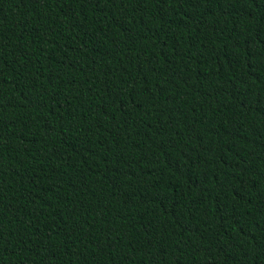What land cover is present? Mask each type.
Masks as SVG:
<instances>
[{
	"label": "trees",
	"instance_id": "obj_1",
	"mask_svg": "<svg viewBox=\"0 0 264 264\" xmlns=\"http://www.w3.org/2000/svg\"><path fill=\"white\" fill-rule=\"evenodd\" d=\"M0 264H264V0H0Z\"/></svg>",
	"mask_w": 264,
	"mask_h": 264
}]
</instances>
